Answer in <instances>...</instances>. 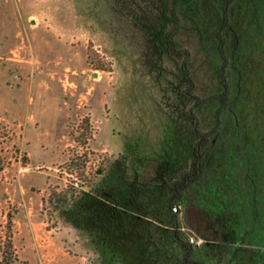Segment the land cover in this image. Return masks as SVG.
<instances>
[{
    "label": "flooded vegetation",
    "instance_id": "flooded-vegetation-1",
    "mask_svg": "<svg viewBox=\"0 0 264 264\" xmlns=\"http://www.w3.org/2000/svg\"><path fill=\"white\" fill-rule=\"evenodd\" d=\"M169 1L164 29L119 20L137 42L139 103L152 90L165 106L155 158L143 137H125L97 179L53 197L56 218L89 264H264V0ZM116 162L144 183L148 210L132 214L148 222L101 235L66 222L65 202L77 217L94 194L108 199ZM108 240L120 248L108 252Z\"/></svg>",
    "mask_w": 264,
    "mask_h": 264
},
{
    "label": "rangeland",
    "instance_id": "rangeland-1",
    "mask_svg": "<svg viewBox=\"0 0 264 264\" xmlns=\"http://www.w3.org/2000/svg\"><path fill=\"white\" fill-rule=\"evenodd\" d=\"M110 5L0 0V264H89L53 197L97 179L125 137L155 158L165 106L152 90L139 103L137 42Z\"/></svg>",
    "mask_w": 264,
    "mask_h": 264
},
{
    "label": "trees",
    "instance_id": "trees-1",
    "mask_svg": "<svg viewBox=\"0 0 264 264\" xmlns=\"http://www.w3.org/2000/svg\"><path fill=\"white\" fill-rule=\"evenodd\" d=\"M169 0H111V8L118 20L126 21L133 29L139 22L146 27L147 32L155 30L159 26L165 27ZM173 9V8H172ZM138 22V23H137ZM113 172L114 179L109 186L108 199L96 198L95 194L90 201L79 206L82 212L73 217L74 206L70 202L61 205L62 212L67 213L66 222L78 224L82 229L95 235L121 230H132L140 223L145 225L148 220L145 215L135 217L132 212L141 210L147 212L150 201L144 199L148 194L144 189V183L137 179H131L127 168L119 167ZM101 189L98 190L100 192ZM124 191L126 196H124ZM148 198V197H147ZM177 203L171 205V210ZM112 239V237H110Z\"/></svg>",
    "mask_w": 264,
    "mask_h": 264
},
{
    "label": "built area",
    "instance_id": "built-area-1",
    "mask_svg": "<svg viewBox=\"0 0 264 264\" xmlns=\"http://www.w3.org/2000/svg\"><path fill=\"white\" fill-rule=\"evenodd\" d=\"M174 210L176 211L177 208H174ZM191 241H192V242L195 241V237H194V236L191 237Z\"/></svg>",
    "mask_w": 264,
    "mask_h": 264
}]
</instances>
